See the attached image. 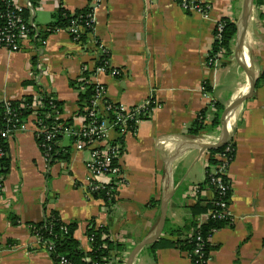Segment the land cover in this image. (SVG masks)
Masks as SVG:
<instances>
[{"label":"crops","instance_id":"0c3cea01","mask_svg":"<svg viewBox=\"0 0 264 264\" xmlns=\"http://www.w3.org/2000/svg\"><path fill=\"white\" fill-rule=\"evenodd\" d=\"M197 1L210 4L207 14L183 10L172 0H38L32 21L41 29L60 4L73 11L91 3L92 35L109 51L110 66L120 71L117 78L99 77L106 99L129 107L149 101L152 107L136 131L124 137L118 160L122 182L110 212L103 200L87 191V152L71 147L68 161L48 162L31 119L7 137L9 166L6 174L0 173V264H56L31 229L53 210L64 222L77 223L74 236L85 251L90 249L88 222L106 226L126 247L118 256L125 263L132 248L158 222L160 209L147 204L152 198L160 201L169 174L172 192L166 219L183 224L188 187L203 181L208 151L187 143H203V138L219 134L194 137L188 128L213 100L226 108L248 79V59L237 48L236 37L220 65L207 63L214 25L224 17L237 23L244 0ZM242 45L257 81L264 73V3L253 2ZM92 49L84 51L66 30L48 35L41 45L26 40L17 51L0 48V103L34 96L36 89L29 81L35 79L63 100L62 119L73 117L78 91L69 81L80 75L83 65L94 66L92 58L98 53ZM204 82L210 91L202 89ZM232 119L235 153L227 169L232 223L212 234L216 248L207 264H264V80L255 84L227 123ZM172 135L183 141L167 137ZM133 264L192 261L176 247L160 248L155 257L143 248Z\"/></svg>","mask_w":264,"mask_h":264},{"label":"trees","instance_id":"16d2710c","mask_svg":"<svg viewBox=\"0 0 264 264\" xmlns=\"http://www.w3.org/2000/svg\"><path fill=\"white\" fill-rule=\"evenodd\" d=\"M30 1L32 7L35 8L38 0ZM254 3L262 6L264 0H254ZM0 8L4 9L2 2H0ZM92 15L93 6L91 3L73 11L66 9L60 4L51 14V19L43 27L44 29L38 28L35 25V29L37 30L38 28L39 31L34 36L36 30L33 29L30 34L35 38L34 41L38 42L39 40H44L48 35L57 30H66L69 32L72 40L84 51L88 52L91 48L97 51L95 46L98 47L100 41L92 35L94 26ZM22 17L28 28H33L28 23L32 17L28 9H24ZM220 22L222 29L219 37L215 38L212 42L210 55L223 48L227 50V54H230V45L236 37L237 23L235 21L224 17L220 19ZM1 24H3V21H0ZM72 28L76 29V31L71 32L70 29ZM97 53L92 58L94 66L92 68L84 66L80 75L75 80L69 81L70 87L78 91L76 98L77 111L73 117L65 120H56L54 115L63 112V100L56 99L48 89L33 79L29 83L35 86L36 97L25 95L17 100L8 99L0 103V129H12L14 126L25 122L35 107L36 114L41 119V124L49 130L57 128L60 123L64 125L60 128V133H57L52 140L45 141L43 137L39 138L37 143L40 149L49 153L50 163L59 159L68 161L72 144L78 137L74 134L68 136L61 134L63 129L73 125L75 119L78 117L83 118V124H87L94 120V118L105 119L109 124H112L116 120L115 109L101 111L99 106L96 107L92 104L93 96L96 93V85L92 81V76L95 73L94 70L96 67L104 65L110 58L109 51H97ZM31 62L33 69L36 71V58H32ZM263 80L264 73L257 79L256 84ZM206 90H211L207 83ZM111 105L115 106V103H111ZM93 109L98 114L94 117L88 116V112ZM224 109L219 102L213 100L198 113L188 128V134L195 137L201 134L220 132L222 130L221 116ZM118 127H115V129H118ZM130 129L133 131L135 127H131ZM6 139L7 137L3 138L0 144L3 151V154L0 156V173L4 174L7 173L9 166ZM112 144L122 145V152L120 154L122 155L124 151V138L119 136ZM234 153L235 146L232 138L224 145L207 151V164L203 181L188 187L187 202L183 206L187 212V217L181 226L171 224L166 219L161 234L155 241L147 244L145 247L152 257H155V252L160 248L176 247L188 255L192 264H197L198 261L206 260L209 254L216 248L211 243L212 231L231 224V220L225 216V210L221 207L220 203L224 202L230 205L232 189L229 178L226 175L227 171L221 172L219 168L220 166H225L227 170V166L232 161ZM220 157L226 158L225 165ZM112 165L114 167L118 166L116 157L113 159ZM114 186L115 184L112 180L109 182L106 190L92 194L93 198L103 200L108 212L114 208L117 202V199L114 198ZM147 206L160 209V201L159 199L152 198ZM76 228V222H64L56 210L51 211L41 222L31 225L32 232L37 235L41 245L46 249L51 248L49 250L50 257L56 264H60V258L62 257L69 264H114L113 259H118V256L126 250L124 244L115 240L106 226L98 227L95 225L94 220H90L86 229V234L90 238V249L85 251L74 236ZM118 263L122 264L123 260L119 259Z\"/></svg>","mask_w":264,"mask_h":264},{"label":"built area","instance_id":"2783aa9c","mask_svg":"<svg viewBox=\"0 0 264 264\" xmlns=\"http://www.w3.org/2000/svg\"><path fill=\"white\" fill-rule=\"evenodd\" d=\"M177 2L178 5L186 11L198 12L200 14H207L210 9V4L207 2H200L197 0H172ZM2 2V6L4 9L0 8V21H3V24L0 25V48L9 50V51H17L20 49L22 43L26 40L34 41L35 38L30 32L35 29V25L31 20L28 22L33 28H28L27 24H25L24 18L22 17V13L24 9H28L31 16L35 8L32 7L30 0H0ZM222 29V24L220 20L216 22L213 28V40L219 37V34ZM38 28L34 34V36L38 32ZM71 32H75L76 29H70ZM41 44L44 43V40H39ZM95 48L97 51L106 52L107 50L101 47V44ZM227 50L221 49L218 52L210 55V51L207 55V63L216 67L222 63V59L226 56ZM84 67V66H83ZM82 67V68H83ZM95 73L92 76V81L96 85V93L93 96L92 104L94 106H99L101 111H108L110 109H115L116 120L113 121L112 124H109L105 119H95L88 122L87 124H83L82 117H78L80 123H74L63 129L61 134H65L68 136L70 134L76 135L78 138L73 142L72 147L77 150H84L87 152L88 157L84 162V167L86 169V178L85 184L89 194H93L96 192L104 191L107 189L109 182L113 180L115 186V196L117 197V190L119 188L120 183L122 182V174L119 173L118 166L114 167L112 165L113 159L116 157L117 160L120 158V154L122 152V145L119 144L113 145L112 142L117 140V138L123 137L127 133H134L138 123L141 119L146 118L149 115L152 105L149 101L142 102L141 104L129 107L123 104L115 103V106H112L109 99H106V90L105 86L100 83L98 80L101 75H108L112 77H117L120 75V71L112 66H110L109 61L105 62L104 65L98 66L95 68ZM202 89L206 90V84L204 82ZM207 91V90H206ZM36 97L37 95L34 94ZM7 101V100H6ZM98 114L95 110H91L88 112V116H96ZM56 120H63L62 114L57 113L54 115ZM28 119L33 120L34 126L36 128V139L43 137L44 140L50 141L52 140L57 133H60V128L63 127V123H60L57 128L49 130L43 124H41V119L38 118L35 107L33 112L29 115ZM27 119V120H28ZM11 120V119H9ZM26 120V121H27ZM25 121V122H26ZM21 123L18 126H14L12 129L5 128L3 130L0 129V144L3 138L8 137L10 132L22 127L24 123ZM129 122V123H128ZM233 122L228 121V128L231 131L233 127ZM131 124V125H130ZM118 129H115V127ZM135 127L132 131L130 128ZM8 135V136H7ZM219 140L218 136H207L202 139L203 143L212 144L216 143ZM41 150V149H40ZM42 151V150H41ZM46 160H50V156L48 152L42 151ZM3 154L2 148L0 147V156ZM220 159L226 164V158L220 157ZM220 171L225 172V166H220ZM228 169V166H227ZM227 175V172H226ZM1 176V174H0ZM221 188L222 185L219 184ZM221 207L225 210V216L231 220V213L229 210L228 204L221 202ZM224 217V215H222ZM216 230L212 231V234ZM212 236V235H211ZM90 242V238L87 237ZM50 250L51 248H47ZM197 251V250H196ZM210 259V254L206 260L198 261L197 264H207ZM60 264H69L63 257L60 258ZM124 264V263H123Z\"/></svg>","mask_w":264,"mask_h":264},{"label":"water","instance_id":"95a60500","mask_svg":"<svg viewBox=\"0 0 264 264\" xmlns=\"http://www.w3.org/2000/svg\"><path fill=\"white\" fill-rule=\"evenodd\" d=\"M253 2L254 0H244L242 15L240 19H238V22H237V33H236L237 48L241 52H243L248 59V79H247L246 87L243 90V92L224 109L222 116H221L222 130L219 132L218 142L212 143V144L187 143L189 146H195L197 148H200V150L204 151V150H209L213 148H218L224 145L226 142H228L232 138V132H233L232 129L230 131L228 128V123H227L228 118L230 117V115H232L235 112V110L241 105V103L246 98H248L254 91L256 81H255L254 74H253L254 72H253L252 62L250 60V57L247 55V52H245L243 45H242V36L244 34L247 21L252 13ZM167 137L170 139L183 141L179 136L172 135V136H167ZM163 140L161 141L163 142ZM170 177L171 176L169 174L168 179L162 191V195L160 199V214H159V219H158V222L155 228L132 248L124 264H133L135 258L141 252V250L145 248L147 244L155 241L156 238L161 234L164 223L166 221V216H167L168 197L170 196L172 192V191H168Z\"/></svg>","mask_w":264,"mask_h":264},{"label":"rangeland","instance_id":"374dc122","mask_svg":"<svg viewBox=\"0 0 264 264\" xmlns=\"http://www.w3.org/2000/svg\"><path fill=\"white\" fill-rule=\"evenodd\" d=\"M44 40H45V39H44ZM83 66H86V65H83ZM141 120H142V119H141ZM141 120H140V121H141ZM135 131H136V130H135ZM132 133H133V132H132ZM120 157H121V156H120ZM116 199H117V197H116ZM114 206H115V205H114ZM117 260H118V259L114 258V259H113V262H114L115 264H117V263H116Z\"/></svg>","mask_w":264,"mask_h":264}]
</instances>
